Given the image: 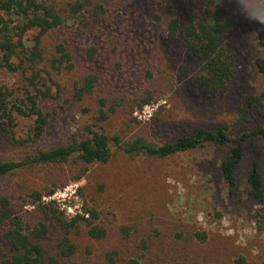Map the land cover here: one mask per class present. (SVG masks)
I'll list each match as a JSON object with an SVG mask.
<instances>
[{
    "label": "rangeland",
    "instance_id": "374dc122",
    "mask_svg": "<svg viewBox=\"0 0 264 264\" xmlns=\"http://www.w3.org/2000/svg\"><path fill=\"white\" fill-rule=\"evenodd\" d=\"M46 1L64 21L41 36L43 60L37 68L49 71L60 94L38 101L43 111L52 114L38 139L30 136L31 117L16 116L13 128L0 127V161H19L38 149L86 136L84 128L95 122L99 98L105 99L108 116L98 130L110 139L117 136L120 142L141 138L161 145L197 127L226 126L233 136L250 130L256 122L264 125V110L253 115L243 112L245 97L257 94L263 86L254 58L264 57L256 41V34L264 32V0H218L227 16L237 21L226 36L237 53V70L228 87L213 94L199 82V60L187 53L180 39L169 40L165 31L171 16L183 22L192 11L200 17L206 0ZM75 1L91 3L70 17L66 9ZM167 2L173 8L170 14L164 10ZM58 43L71 54V66H51ZM91 47L95 53L88 57ZM32 72L27 67L25 76L21 71L0 69V87L12 92L11 102L23 98ZM87 74L96 75L97 81L91 93L77 100L75 86ZM51 91L55 94L54 85ZM109 146L111 156L106 163L83 164L71 157L63 163L27 164L0 178V195L7 196L10 210L21 213L30 225L40 217L28 196L33 190L40 191L44 201L54 200L67 216L81 213L83 207L96 209L95 222L105 227L106 237L90 239L81 225L72 236L76 252L62 258V264H102L109 250H115L118 259L138 256L140 264H231L239 254L247 264H264V226L262 222L258 226L264 200L252 199L245 181L253 158L264 177L262 141L254 148L246 144L234 192H228L219 175V148L158 158L126 153L114 140ZM49 190L54 192L45 195ZM49 225L42 244L53 254L57 232L53 223ZM198 232L206 234L204 240L195 236ZM0 252H8L1 236Z\"/></svg>",
    "mask_w": 264,
    "mask_h": 264
},
{
    "label": "trees",
    "instance_id": "16d2710c",
    "mask_svg": "<svg viewBox=\"0 0 264 264\" xmlns=\"http://www.w3.org/2000/svg\"><path fill=\"white\" fill-rule=\"evenodd\" d=\"M90 1H75L66 9L72 17L80 13ZM167 13H172L171 3L164 6ZM62 15L46 0H0V69L9 73L25 72L27 67L33 72L27 77V87L23 98L18 103L11 102L12 92L0 87V127L13 128L16 116L32 118L30 136L32 139L41 137L52 114L43 111L39 106V99H56L60 94L59 84L50 76L47 69H38L37 65L43 60L39 48L40 38L47 31L62 24ZM237 26V21L228 17L226 8L218 0H206V6L199 17L189 11L183 22L176 16H171L165 24L166 36L169 40L180 39L188 54L195 56L198 61V79L209 94H213L228 87L229 81L237 70V53L230 47L226 36ZM36 31L28 36V33ZM30 41L29 45L26 44ZM257 44L264 51V32L256 34ZM56 57L51 59L53 68H60L63 64L71 66V54L66 47L58 43L55 46ZM95 53L93 47L87 50L88 57ZM254 66L263 77V86L257 94H249L244 99L243 112L253 115L254 111L264 110V57L256 56ZM36 69V70H34ZM45 75L41 77L40 72ZM26 76V73H24ZM39 79V81H37ZM49 81L51 84H47ZM97 76L87 74L80 86H75L74 96L77 100L92 92ZM40 86H39V85ZM51 85L55 86L52 94ZM29 87V88H28ZM33 88V92L30 90ZM144 100L142 103H146ZM104 98L98 99V110L95 122L86 125V136L72 138L70 142L38 149L31 157L15 161H0V178L8 173L31 163H63L75 157L83 164L106 163L111 156L110 140L119 144L126 153H143L149 156L163 158L179 152L197 148H219L222 157L218 163V172L225 183L228 192H234L237 187V168L245 158L246 144L254 148L259 141L264 143V125L256 122L250 130L233 135L224 127L206 129L197 127L193 132L180 135L171 142L154 145L137 138L131 142H120L117 136L108 137L100 129L101 122L108 116L104 107ZM113 110V107H109ZM7 130V129H6ZM30 138V137H28ZM23 144L26 140H17ZM246 143V144H245ZM248 195L256 200H264V177L258 161L253 158L245 173ZM54 191L49 190L45 195ZM28 196L36 203L40 217L30 225L25 217L10 210L11 201L7 196L0 195V236L7 244L8 252H0V264H62V258H68L76 252V245L72 236L78 233L80 226L85 228L86 235L93 240L106 237L105 227L95 222L98 213L95 208L83 207L81 213L67 216L54 200L44 201L40 191L33 190ZM258 226H264V214L259 215ZM50 222L56 227L57 237L53 254L46 251L42 239L50 232ZM199 240H204L206 234H195ZM145 246V245H144ZM143 246V247H144ZM102 264H140L138 256L118 259L115 250L107 251ZM231 264H247L246 258L239 254L233 258Z\"/></svg>",
    "mask_w": 264,
    "mask_h": 264
}]
</instances>
